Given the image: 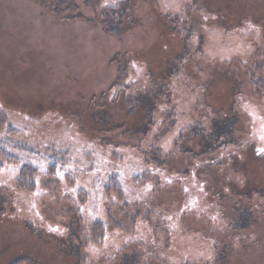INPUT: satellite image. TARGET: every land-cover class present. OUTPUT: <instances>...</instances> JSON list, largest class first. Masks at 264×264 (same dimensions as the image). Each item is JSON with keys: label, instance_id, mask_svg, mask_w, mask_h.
<instances>
[{"label": "rangeland", "instance_id": "obj_1", "mask_svg": "<svg viewBox=\"0 0 264 264\" xmlns=\"http://www.w3.org/2000/svg\"><path fill=\"white\" fill-rule=\"evenodd\" d=\"M134 1L118 39L83 3L0 0V149L39 154L0 170V264H264V0ZM119 87L160 89L143 135Z\"/></svg>", "mask_w": 264, "mask_h": 264}, {"label": "trees", "instance_id": "obj_2", "mask_svg": "<svg viewBox=\"0 0 264 264\" xmlns=\"http://www.w3.org/2000/svg\"><path fill=\"white\" fill-rule=\"evenodd\" d=\"M39 1L41 4L44 5V7L53 15L55 16L58 20L60 19H64V20H75L79 18V8L81 3L84 4V6H86L87 8H90L91 10H93L96 13V17L100 20L101 25L104 29V31L111 37L113 38H118L120 39L121 37H124L126 34H128L129 32L132 31L133 28H135V25H137V19L135 16V1L134 0H36ZM112 1L115 2L114 4H111L110 6L108 5V3H110ZM151 4L154 7V2L153 0H150ZM103 4H105V6H107L106 8H104L103 11H100L99 13V9L101 6H103ZM107 4V5H106ZM156 10H154L155 12ZM98 14V15H97ZM194 23V22H193ZM192 22H190V24H185L184 26H186V30H184V32L186 34V38L180 36V39L183 40L184 45L187 46L188 41L190 40L188 35L190 34L188 30V28H191ZM170 27V26H169ZM173 27V26H172ZM177 28V26H175ZM181 30V28H179ZM172 32L175 31L174 28L170 29ZM196 32V31H194ZM202 37H200L199 40H201ZM173 58H178V56L176 55ZM117 58H114L113 62L115 63L117 61ZM174 59L169 60V63L165 66V70L163 71V73H161V79L160 80H164L167 77H169V75H172V73L176 70L177 66H174L173 63ZM164 78V79H163ZM161 88V87H160ZM117 92L115 94V99H114V103L115 105H119V102H122L124 104H126L130 111H133V114L135 115L137 113L136 110L141 109V106L144 107V112L146 113L145 115V119L143 121H140V123L142 124V126H144V130L143 129H136L134 131H131L133 133V135H143L147 129L149 128V126H151L153 124L154 121V116H155V102L157 101V97H158V92H160V89L158 91H153V92H146L144 95H138V97L136 99H134V101L131 102L128 99L129 96V90L126 89L125 87H119L117 88ZM170 95V94H169ZM136 107V108H134ZM139 108V109H138ZM175 121L173 120L172 116H165L164 118V126L161 130V133H167L170 129H172V127L174 126ZM118 129H122L123 126L119 125L118 127H115ZM231 130V129H230ZM229 130V131H230ZM227 134V135H226ZM220 138L214 140V142L216 144H218L219 147L223 146L220 145L221 142L225 141H221L223 138L228 137V133H223L222 135L219 136ZM205 140V139H204ZM207 141V139H206ZM221 141V142H220ZM213 143V141H212ZM12 144V143H11ZM9 143V140L7 141H2V145L7 146L8 148H12V146ZM14 146V150H10L13 154H9L7 151H5L4 149H0V170L5 166H12L15 163H17L19 161V157L22 158H36L39 156V154L37 153V151L30 149L28 146L24 145V144H17V145H13ZM209 147L207 146V149ZM205 150V149H204ZM209 151V149L207 150ZM206 152L203 151L202 155L205 154ZM18 155V157H16ZM156 162L158 161V159L155 160ZM37 170H35L34 167H29L26 166L22 172L20 173V176L17 180V192L20 193H24V194H31L33 192H35L36 190V178H37ZM94 229V234L95 236H101L102 232H104V228L103 225L101 224H96ZM101 233V234H98ZM73 239V238H72ZM80 251V249L78 250ZM76 251L75 253L72 252V257L75 258L78 262V257H80L79 252ZM15 264V263H14Z\"/></svg>", "mask_w": 264, "mask_h": 264}]
</instances>
